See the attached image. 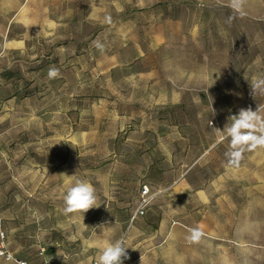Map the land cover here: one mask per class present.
I'll return each mask as SVG.
<instances>
[{"label":"rangeland","instance_id":"rangeland-1","mask_svg":"<svg viewBox=\"0 0 264 264\" xmlns=\"http://www.w3.org/2000/svg\"><path fill=\"white\" fill-rule=\"evenodd\" d=\"M229 3L0 0V264H264V149L230 166L215 130L264 107V0Z\"/></svg>","mask_w":264,"mask_h":264},{"label":"clouds","instance_id":"clouds-1","mask_svg":"<svg viewBox=\"0 0 264 264\" xmlns=\"http://www.w3.org/2000/svg\"><path fill=\"white\" fill-rule=\"evenodd\" d=\"M245 4L246 0H230L229 6L235 13L244 16ZM48 75L50 79L57 78L59 70L51 68ZM251 87L255 91L258 85L253 83ZM231 121V124L227 123L223 130H215L225 134L222 136L223 139L230 137V151L226 153L229 157L228 164L239 167L245 151L264 149V107L258 105L256 110L242 108L238 114L231 116ZM63 201L64 214L78 216L82 220L87 211L100 206L95 187L86 180H78L68 187ZM97 227L104 235L106 226L98 225ZM92 230L96 233V229ZM202 236L203 232L199 228H194L191 230L189 240L197 242ZM127 249L121 240L103 244L98 249L95 264H124V261L129 258ZM141 264H143L142 260Z\"/></svg>","mask_w":264,"mask_h":264},{"label":"built area","instance_id":"built-area-1","mask_svg":"<svg viewBox=\"0 0 264 264\" xmlns=\"http://www.w3.org/2000/svg\"><path fill=\"white\" fill-rule=\"evenodd\" d=\"M148 194H149V189L146 186H144L142 191H141V197H142L141 203H140L139 207L135 210L133 219H136L137 217L144 214ZM0 257L3 258L5 262L6 261L7 262L13 261L12 256L10 254H8L6 251L1 250V249H0ZM15 262H16V264H21V262H22V264H27L26 261H21V260L15 261ZM91 264H95V260Z\"/></svg>","mask_w":264,"mask_h":264}]
</instances>
